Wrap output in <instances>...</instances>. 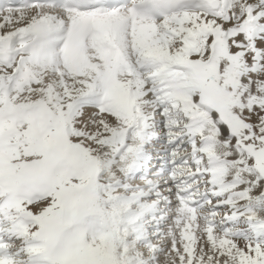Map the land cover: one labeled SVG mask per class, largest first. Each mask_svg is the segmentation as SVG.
<instances>
[{
	"label": "snow or ice",
	"instance_id": "obj_1",
	"mask_svg": "<svg viewBox=\"0 0 264 264\" xmlns=\"http://www.w3.org/2000/svg\"><path fill=\"white\" fill-rule=\"evenodd\" d=\"M0 264H264V0L0 3Z\"/></svg>",
	"mask_w": 264,
	"mask_h": 264
}]
</instances>
